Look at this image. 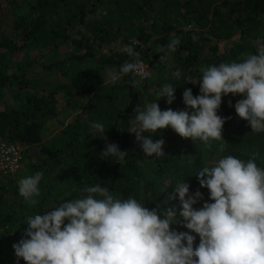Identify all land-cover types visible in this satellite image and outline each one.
I'll return each mask as SVG.
<instances>
[{
    "label": "trees",
    "instance_id": "1",
    "mask_svg": "<svg viewBox=\"0 0 264 264\" xmlns=\"http://www.w3.org/2000/svg\"><path fill=\"white\" fill-rule=\"evenodd\" d=\"M21 6V20L9 36L0 39V139L23 148V169L0 175V264H26L22 258L17 260L13 245L28 228L27 218L87 195L81 191L85 187L99 184L114 197L135 198L149 209L159 205L179 210L175 185L184 181L190 185V194L202 193L203 199L193 206L199 209L212 202L195 176L202 167L232 155L244 161L255 157L258 167L264 168V132L250 131L248 122L235 112L240 95L222 97L217 114L231 117L222 130L227 144L207 165L196 158L204 143L182 138L170 126L151 134L154 142L165 141L163 157H146L135 135L128 132L134 108L143 109L155 101L162 111L185 110L183 91L190 88L194 96L200 94L199 84L190 82L202 77V68L255 54L264 45V0H23ZM193 24L195 28L184 31ZM193 35L198 36L195 42ZM173 36L180 37L181 43L160 62L164 53L157 48L166 46ZM66 44L79 52L41 64V70L66 77L48 88L38 89L27 77L37 60L27 61L23 68L12 63L14 53L24 48L39 49L42 54ZM124 46H132L149 71L159 72L157 83L144 80L136 91L131 73L116 84L107 83L112 71L132 61L120 51ZM86 60L92 61L91 66L78 69V63ZM177 72L179 78L174 76ZM164 84L175 89L170 105L166 98L158 99ZM150 85L154 88L148 92ZM62 98L76 102L77 112L44 140L43 120L55 115ZM95 122L105 126L106 140L92 129ZM112 143L127 151L123 161L100 155ZM221 143L209 141L213 147ZM36 172L43 177L40 195L34 197L38 203L31 205L19 195L18 181ZM171 227L188 231L178 224ZM198 244L196 236L194 247Z\"/></svg>",
    "mask_w": 264,
    "mask_h": 264
},
{
    "label": "clouds",
    "instance_id": "2",
    "mask_svg": "<svg viewBox=\"0 0 264 264\" xmlns=\"http://www.w3.org/2000/svg\"><path fill=\"white\" fill-rule=\"evenodd\" d=\"M195 28L187 26L184 31ZM196 31H199L197 28ZM198 36L193 35L195 42ZM180 37L173 36L166 46L158 47L165 62L177 50ZM120 51L132 61H125L119 71H112L107 83L116 84L124 74L147 78L139 53L132 46ZM202 77L191 84H199V95L190 88L183 91L185 110H161L157 102L143 109H133L129 133L146 157H163V139L151 138L158 130L171 127L182 138L197 139L206 146L209 141H223V126L228 118L217 114L222 97L240 95L234 107L239 118L248 122L254 133L264 132V45L256 48L241 61L221 62L202 68ZM179 78V72L174 73ZM140 80L130 81L139 86ZM175 89L164 84L158 99L172 104ZM157 99V100H158ZM229 107L232 102L229 101ZM98 137L107 139L105 126L91 125ZM148 133V136L144 134ZM125 159L127 151L106 144L100 154ZM201 188L209 191V199L199 209L193 206L203 199L197 190L190 194V185H175L180 208L149 209L135 198L120 199L99 184L81 191L87 193L68 200L44 214L27 218L28 228L13 245L17 260L26 264H264V168L258 167L255 157L247 161L232 155L213 161L195 175ZM42 172L25 176L18 181V192L31 205L38 203ZM67 222V223H66ZM181 225L189 231H177L171 226ZM199 244L194 247L196 236Z\"/></svg>",
    "mask_w": 264,
    "mask_h": 264
},
{
    "label": "rangeland",
    "instance_id": "3",
    "mask_svg": "<svg viewBox=\"0 0 264 264\" xmlns=\"http://www.w3.org/2000/svg\"><path fill=\"white\" fill-rule=\"evenodd\" d=\"M22 1L23 0H0V39L9 36L13 32L15 23L21 20L22 15L24 13L23 6H21ZM80 51L83 50L80 49ZM77 52L79 51L75 49L73 45L70 44L61 45L53 51L44 50L42 54L39 53V49L27 47L14 53L12 57V61H13L12 63L14 65L15 64L18 65L20 68H23L27 61L37 60L35 67L30 71H28L27 77L32 83H34V85L35 84L38 85V89L42 87L48 88L50 86V83L53 84L55 81H61V82L65 81L66 77L60 76L61 72L58 71L53 70L52 72H50V71L41 70V64L45 65L51 61L62 60L64 57H67L68 55ZM91 64L92 61L90 62L86 60L84 62L78 63L77 68L78 69L88 68L91 66ZM13 67L15 70L16 67L15 66ZM148 73L149 75L145 80L147 82H151L152 84L157 83L159 72L155 74L152 71H149L148 69ZM142 83L143 81L140 82L139 86H135L134 89L136 91H140ZM151 85L148 86L149 87L148 92H151L154 88V86ZM141 98L145 99V97H143L142 95ZM77 107L78 104L76 102L73 105L68 100L62 98L57 104L55 115L43 120L44 140H46L51 134H53L56 130H58L63 124H65L69 120V116L74 115V113L77 112ZM249 129L251 131L250 126ZM0 140L5 141L4 139H0ZM132 141L133 143H135V139H133ZM210 145L211 146L209 147L204 144L202 147L203 150L201 154L196 156L197 162L200 163L201 165L203 164L207 165L208 163L210 164L211 160L214 157L213 155L220 148V145L218 147H213L212 144ZM191 234L198 236L195 233H191Z\"/></svg>",
    "mask_w": 264,
    "mask_h": 264
},
{
    "label": "built area",
    "instance_id": "4",
    "mask_svg": "<svg viewBox=\"0 0 264 264\" xmlns=\"http://www.w3.org/2000/svg\"><path fill=\"white\" fill-rule=\"evenodd\" d=\"M145 72L148 73V65L142 59H138ZM135 76V75H134ZM135 79L144 81L146 78L135 76ZM23 148L16 142L0 141V175H10L19 172L23 167L22 164Z\"/></svg>",
    "mask_w": 264,
    "mask_h": 264
}]
</instances>
